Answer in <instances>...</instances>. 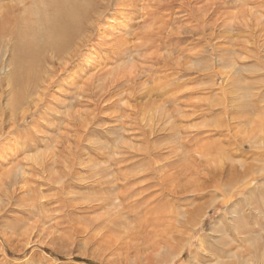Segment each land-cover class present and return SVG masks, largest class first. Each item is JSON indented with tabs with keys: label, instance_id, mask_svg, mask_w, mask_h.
Masks as SVG:
<instances>
[{
	"label": "rangeland",
	"instance_id": "obj_1",
	"mask_svg": "<svg viewBox=\"0 0 264 264\" xmlns=\"http://www.w3.org/2000/svg\"><path fill=\"white\" fill-rule=\"evenodd\" d=\"M10 3L0 0V264H213L216 241L247 247L234 218L264 233V169L225 181L229 160L264 163V143L253 156L264 126L249 121L264 106V0H94L16 107ZM211 164L225 166L222 184Z\"/></svg>",
	"mask_w": 264,
	"mask_h": 264
},
{
	"label": "bare ground",
	"instance_id": "obj_2",
	"mask_svg": "<svg viewBox=\"0 0 264 264\" xmlns=\"http://www.w3.org/2000/svg\"><path fill=\"white\" fill-rule=\"evenodd\" d=\"M37 1L44 3V8L42 6L40 7L38 5ZM10 2H13V3L12 4L10 3L11 5H9V4L5 5L6 11L2 17L1 22L2 23H9L10 25L12 24L14 26V28H11V29L8 28L9 30L8 29L5 30L4 28H2V29L7 31V33L10 34L13 38V44H12L13 56H12L11 61H10L13 68H12L10 76H9V82L11 83L13 88L11 89L12 97L10 99L9 104L12 107H16L18 100L23 95V92L27 91L29 89V85H28L29 81L33 80L35 78V75H36L35 74V67L38 64L39 59L44 55V53L46 51H49L50 53H52L53 56L56 55V57L58 55H61L64 52V50L73 42V40L75 38H77V36L81 32L83 23L88 19L89 12L94 5V0H10ZM42 3H40V4H42ZM26 5H29V7ZM26 7H28V8H26ZM20 8H22V10H23L22 12L19 11ZM16 9H17V13L14 12V10H16ZM32 14L37 15L36 19L33 21H32V19L28 18V17H30L29 15H32ZM22 15H23V17H22ZM157 89H159V88H157ZM231 95H233V94H231ZM256 101H257V99L255 100V102ZM242 103H243L242 99H240L238 101V103L236 104V106H234L236 108L234 111L236 112V115H238L237 116L238 118H242L244 115H242L241 113L242 112L244 113L248 109V108H246L247 106H245L244 103L242 106L241 105ZM249 109L253 110V113H256V114H253L249 118V121H251L253 126H255L256 129L264 126V116H262V115H264V106L259 105V104L258 105L255 104L253 106V108H249ZM235 116L233 115V117H235ZM244 123H246V122H244ZM251 123H250V125H251ZM225 124H226V122H225ZM256 142L257 143L254 145L255 152L253 153V156L255 159H261V156H259L260 155L259 150H260V146L263 145V143H264V135L263 134L261 136L259 135ZM252 147H253V145H252ZM222 154L226 155V157L228 159L229 155H228L227 151L223 150ZM214 159H216V158H214ZM229 161H230V163H229L230 166L228 167L227 173L232 174L231 177H230V174H228L229 179L227 178V174H225V166H223V165L213 166L212 164L210 165L211 167L213 166L212 168L211 167H209V168L212 169L210 172H213L212 181L214 182V184H213L214 186L222 184L224 178L225 179L227 178V180H225L226 182H229V183L232 182V185H233V182L235 180H237L238 177L240 176L239 174L243 173V176H245L247 173L253 172L256 169H258V170H259V168L264 169V163L263 164L260 163L258 166H250L249 168L248 167L245 168L244 165H242V163H241L242 161L241 162H233L232 160H229ZM220 162H222V161H220ZM236 165H238V167L240 165H242L243 168L239 169V171H238ZM262 171H264V170H262ZM224 175H226V177ZM245 182H246V180H245ZM27 184H29V183H27ZM198 186L196 187L197 190H199ZM230 186L231 185H229V188H230ZM28 192H30V191H28ZM252 198H248V201L246 199L247 203L246 202L245 203L246 204H252L254 202L253 205L256 207V204L260 203V201L256 200L257 197L252 196ZM258 199L259 200L262 199V201H263L262 207L264 209V189L260 190V193H258ZM29 202H31V201H29ZM195 210L196 211L194 212V216L197 215V213L200 211V208H197ZM46 215H48V214H46ZM233 215H235V214H233ZM194 216H193V218H194ZM224 216L226 217V220H227V216L225 214H224ZM263 218H264V216H263ZM257 219L259 220V217ZM232 222H234L233 224L231 223L233 230L237 233V235L240 234V237H241L240 239H242L241 241L244 243V245H247V247L238 250V252L232 251L233 250L232 246L235 244V242H234L235 240L233 238H228L226 236L223 238L222 241L219 240V241H216L213 244V246L210 245V248L208 250H210L211 256L217 257L216 262H212V263L213 264H243L244 263L243 261H245V264H250V263H246L247 260H250V259L252 260V264H253V261H258V260L264 262V237H262V235H264V233L259 232L256 235L255 234L256 232L255 233L253 232L254 227L250 223L251 221L249 219V216L236 217L233 219ZM256 222L258 224L257 220H256ZM189 223H191V222H189ZM219 227H222V225ZM219 230H217V231H219ZM226 230H228L227 232H229V233H230V231L232 232V230L229 228H226ZM262 230L264 231V228H262ZM207 253H208V251H207ZM207 257L209 258V255ZM204 259L205 258L201 255L200 260L203 261ZM197 263H199V262H197Z\"/></svg>",
	"mask_w": 264,
	"mask_h": 264
}]
</instances>
